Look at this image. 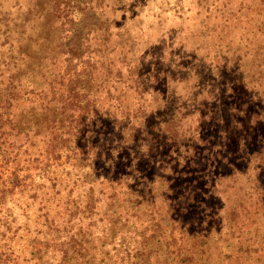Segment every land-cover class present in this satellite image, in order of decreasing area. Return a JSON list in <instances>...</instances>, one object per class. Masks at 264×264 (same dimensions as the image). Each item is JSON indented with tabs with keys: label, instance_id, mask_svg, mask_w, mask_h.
<instances>
[{
	"label": "rangeland",
	"instance_id": "1",
	"mask_svg": "<svg viewBox=\"0 0 264 264\" xmlns=\"http://www.w3.org/2000/svg\"><path fill=\"white\" fill-rule=\"evenodd\" d=\"M2 131L0 264H264V0H0Z\"/></svg>",
	"mask_w": 264,
	"mask_h": 264
},
{
	"label": "trees",
	"instance_id": "2",
	"mask_svg": "<svg viewBox=\"0 0 264 264\" xmlns=\"http://www.w3.org/2000/svg\"><path fill=\"white\" fill-rule=\"evenodd\" d=\"M6 136L7 135H6V133H4V131H2L0 133V140H2V141H0V146L8 138ZM0 156H1L0 157V162L2 164H4L5 172L3 174L6 175V178L8 179L7 182H6L7 185L0 192V205L2 204L1 203L2 199L1 198H2V196L5 195L4 191L7 190L8 192H12L13 189H15V188L16 189H18V188H26V187L29 186L30 182H28V181H30L31 178L29 177V171H26L27 169H29V168H33L34 170L38 169V171H41L44 174V176H45L47 170L49 169L48 166L51 165L50 159L48 158V155H43L42 156L41 153L34 154L33 158L28 157V156L25 157L21 163L18 162V164L19 165L21 164V166H19V167H16V166L13 167L12 166L13 168L10 167V164H15V162L17 161L15 159L16 155H11V154H9V152H5V153H0ZM29 156H31V155H29ZM53 157H56V156H53ZM53 161H54V158H53ZM21 171H22V177L19 178ZM6 172H8V173L6 174ZM0 173H1V171H0Z\"/></svg>",
	"mask_w": 264,
	"mask_h": 264
}]
</instances>
